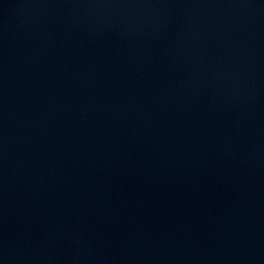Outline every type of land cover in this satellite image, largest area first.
<instances>
[{
  "label": "water",
  "instance_id": "water-1",
  "mask_svg": "<svg viewBox=\"0 0 264 264\" xmlns=\"http://www.w3.org/2000/svg\"><path fill=\"white\" fill-rule=\"evenodd\" d=\"M0 264H264V0H0Z\"/></svg>",
  "mask_w": 264,
  "mask_h": 264
}]
</instances>
